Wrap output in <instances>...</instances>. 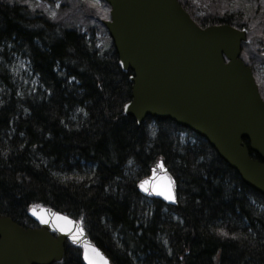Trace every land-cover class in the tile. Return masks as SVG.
Returning <instances> with one entry per match:
<instances>
[{
    "label": "trees",
    "instance_id": "obj_1",
    "mask_svg": "<svg viewBox=\"0 0 264 264\" xmlns=\"http://www.w3.org/2000/svg\"><path fill=\"white\" fill-rule=\"evenodd\" d=\"M100 1L97 17L109 18ZM30 2L0 0V213L25 228L36 224L33 206L82 220L112 264H264V194L197 133L170 119L147 116L138 125L125 115L133 72L121 69L112 39L99 49ZM179 2L201 27L247 31L240 58L264 96V0ZM11 53L29 61L36 91L13 82ZM160 160L177 181L176 206L137 190ZM53 264L84 262L67 243Z\"/></svg>",
    "mask_w": 264,
    "mask_h": 264
},
{
    "label": "water",
    "instance_id": "obj_2",
    "mask_svg": "<svg viewBox=\"0 0 264 264\" xmlns=\"http://www.w3.org/2000/svg\"><path fill=\"white\" fill-rule=\"evenodd\" d=\"M105 1L111 10L104 24L119 65L133 72L132 99L123 113L138 125L147 116L170 119L204 137L245 183L264 194V99L251 67L240 58L246 30L228 24L201 27L178 0ZM159 162L138 181L137 190L145 198L176 206L177 181ZM168 180L176 202L151 192ZM144 181H149L145 187L151 194L139 188ZM53 213L74 221L75 226L68 225L71 234L53 227ZM29 215L38 227L25 228L0 213V264H53L64 258L66 242L81 250L84 264H89L85 251L97 264L101 256L112 264L84 224L80 235L81 220L44 206L32 207Z\"/></svg>",
    "mask_w": 264,
    "mask_h": 264
},
{
    "label": "rangeland",
    "instance_id": "obj_3",
    "mask_svg": "<svg viewBox=\"0 0 264 264\" xmlns=\"http://www.w3.org/2000/svg\"><path fill=\"white\" fill-rule=\"evenodd\" d=\"M30 6L33 9H39L52 20H60L65 25L80 28L82 32L96 40L99 49L105 47L109 35L108 31L101 27V23L103 24L104 20L109 19L110 14L109 18L105 19L97 17L99 9L103 6L100 0H31ZM90 28L95 30L94 35L89 32ZM8 58L9 60L5 59V62L9 66L10 75L13 76L12 80L16 82L18 89L22 93L36 91L39 88V82L29 61L20 54L11 53ZM259 72L262 75L261 81L264 91V67ZM4 86L5 83L0 81V90ZM148 204L151 208L154 207L151 201Z\"/></svg>",
    "mask_w": 264,
    "mask_h": 264
},
{
    "label": "snow or ice",
    "instance_id": "obj_4",
    "mask_svg": "<svg viewBox=\"0 0 264 264\" xmlns=\"http://www.w3.org/2000/svg\"><path fill=\"white\" fill-rule=\"evenodd\" d=\"M53 15H55V13H53ZM159 166L161 168L164 167L163 162H159ZM149 183V181H144L142 183L139 184V188L142 189L144 192L146 193H150L151 192H155L158 195L163 196L165 199L172 201V202H176L177 197L174 193L173 190V182L171 180H168L164 185H157L155 188L150 189L148 187H145V184ZM54 217L53 222V227H55L56 229H58L60 232H68L69 234H71L72 229L68 227V225H74V221H72L68 216L66 215H61L59 213H53L52 214ZM41 219L43 220L44 223H49L50 221L47 219H44L43 217H41ZM75 226V225H74ZM79 232L80 235L82 236L84 234V228H83V222L81 221V224L79 226ZM225 235H227V233H224ZM73 240L79 241L80 237L79 236H73L72 237ZM85 248H87V245H85ZM94 251L98 252L97 249H93ZM85 258L89 259V264H97V261L94 259H91L88 257L87 251H85ZM101 264H109V261L101 256Z\"/></svg>",
    "mask_w": 264,
    "mask_h": 264
}]
</instances>
